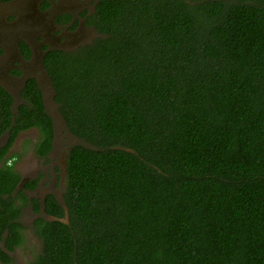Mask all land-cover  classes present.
I'll return each instance as SVG.
<instances>
[{"label":"trees","instance_id":"trees-1","mask_svg":"<svg viewBox=\"0 0 264 264\" xmlns=\"http://www.w3.org/2000/svg\"><path fill=\"white\" fill-rule=\"evenodd\" d=\"M81 16L93 42L43 59L80 140L62 200L27 194L42 172L21 185L8 161L32 128L37 156L54 150L42 88L29 77L14 110L0 84V262L31 207L28 264H264V0H97Z\"/></svg>","mask_w":264,"mask_h":264},{"label":"rangeland","instance_id":"rangeland-1","mask_svg":"<svg viewBox=\"0 0 264 264\" xmlns=\"http://www.w3.org/2000/svg\"><path fill=\"white\" fill-rule=\"evenodd\" d=\"M96 1L57 0L47 11L41 9L42 0H15L0 4V45L7 51L0 61V83L13 94L16 107L21 102L20 93L25 80L31 76L37 77L43 90L47 111L54 120V150L49 155L48 161L39 158L35 152L40 137L37 128L22 132L8 155L11 157L8 161L21 173L22 183L37 177L42 172L43 179L39 186L35 190L26 191L33 197L44 199L47 194L52 193L59 200L63 199L67 182L68 151L72 145L80 141L68 130L54 99L55 91L43 66L44 52L40 39L45 36L47 40L45 42L53 48L69 50L93 42L98 33L93 27L87 26L84 19H80L76 31H68L66 27L57 25L54 17L62 11H70L77 15L87 9L91 13L94 11ZM5 34L7 37L3 39ZM21 39L32 44L33 56L30 60L25 59L19 51L18 42ZM12 68H21L23 74L12 75L10 73ZM6 139L7 134L1 137L0 147L5 144ZM39 215L31 207L24 209L22 221L26 227L25 241L11 252L13 258L11 264H28L41 252L42 241L34 230V220ZM41 215L47 217L44 211Z\"/></svg>","mask_w":264,"mask_h":264},{"label":"flooded vegetation","instance_id":"flooded-vegetation-1","mask_svg":"<svg viewBox=\"0 0 264 264\" xmlns=\"http://www.w3.org/2000/svg\"><path fill=\"white\" fill-rule=\"evenodd\" d=\"M13 1H15V0H10V1H8V2H5V1H2V0H0V4H7V3H10V2H13ZM45 1H47V0H42V2H41V9L43 10V11H47V10H49L52 6H53V4H54V2H56L57 0H48L49 2H50V6L48 7V8H42V5L44 4V2ZM84 10H87V9H84ZM83 10V11H84ZM83 11H81V12H79L77 15L76 14H74L73 12H70V11H62V12H59L55 17H54V21H55V23L57 24V25H59V26H64V27H66L67 29H68V31H76L77 29H78V27H79V24H80V19H84V22H85V18L84 17H82L81 16V13L83 12ZM72 14V19H71V21H68V22H65V21H63L61 18H60V20L58 21L57 20V18H58V16L60 15V14ZM75 23H77V26L75 27V28H71V26L73 25V24H75ZM86 24V23H85ZM87 25V24H86ZM88 26V25H87ZM90 27V26H89ZM5 33H7V32H5ZM7 37V34H5L4 36H3V39H5ZM50 38V37H49ZM40 41L42 42V45H41V48H42V50H43V58H42V61H43V59H44V55H45V53L48 51V50H50V49H60V50H65V51H67V50H69V49H63V48H53L52 46H50L48 43H46L45 41H47L46 39H45V36L44 37H41V39H40ZM25 44L27 47H28V50H29V52H30V56L29 57H27V53H26V51H24L23 49H22V47H21V44ZM87 45V44H86ZM81 46H84V45H81ZM80 47V46H79ZM18 48H19V51H20V53H21V55L25 58V59H27V60H30L31 58H32V56H33V47H32V44L31 43H29L27 40H24V39H21V40H19V42H18ZM78 48V47H77ZM2 49V51H1V53H0V61L2 60V58L5 56V53L7 52L6 51V49H5V47L4 46H1L0 45V50ZM76 49V48H75ZM72 50H74V49H72ZM43 66H44V63H43ZM44 69H45V67H44ZM46 70V69H45ZM47 72V71H46ZM10 73L12 74V75H14V76H21L22 74H23V70L21 69V68H12L11 70H10ZM48 74V73H47ZM49 76V75H48ZM31 77H34V78H36L37 79V77H35V76H31ZM28 79V78H27ZM26 79V80H27ZM26 80H25V82H26ZM37 81H38V79H37ZM38 83H39V81H38ZM1 84V83H0ZM25 84V83H24ZM2 85V84H1ZM39 85H40V83H39ZM2 86H4V85H2ZM24 86V85H23ZM5 87V86H4ZM40 87H41V85H40ZM6 88V87H5ZM23 88V87H22ZM7 89V88H6ZM8 90V89H7ZM22 90V89H21ZM9 91V90H8ZM10 92V91H9ZM11 93V92H10ZM12 94V93H11ZM13 95V94H12ZM13 98H14V96H13ZM16 107H17V105H16ZM16 107H15V98H14V110H16ZM25 131H27V130H25ZM22 132H24V131H22ZM22 132H20V134L22 133ZM6 134H8V133H6ZM19 134V135H20ZM5 135V134H4ZM19 137V136H18ZM17 137V138H18ZM14 146V145H13ZM12 149V148H11ZM11 151V150H10ZM10 163V162H9ZM43 179V178H42ZM42 179H41V181H42ZM28 181V180H27ZM26 181V182H27ZM40 181V182H41ZM23 182V181H22ZM25 183V182H24ZM24 183H22L21 185H23ZM40 184V183H39ZM55 195V194H54ZM42 201H44L45 200V197H44V199H41Z\"/></svg>","mask_w":264,"mask_h":264}]
</instances>
